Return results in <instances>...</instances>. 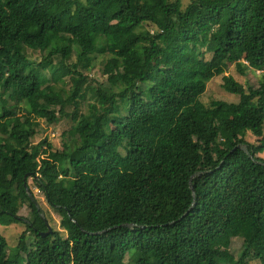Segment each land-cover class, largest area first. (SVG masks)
<instances>
[{
    "label": "trees",
    "instance_id": "trees-1",
    "mask_svg": "<svg viewBox=\"0 0 264 264\" xmlns=\"http://www.w3.org/2000/svg\"><path fill=\"white\" fill-rule=\"evenodd\" d=\"M216 76L238 102L200 101ZM0 100V219L26 227L0 264H264V0H0ZM39 118L72 140L33 144Z\"/></svg>",
    "mask_w": 264,
    "mask_h": 264
},
{
    "label": "rangeland",
    "instance_id": "rangeland-1",
    "mask_svg": "<svg viewBox=\"0 0 264 264\" xmlns=\"http://www.w3.org/2000/svg\"><path fill=\"white\" fill-rule=\"evenodd\" d=\"M183 6H187L192 0H181ZM34 58L40 59V53L38 51H31ZM77 54H73V60L76 59ZM108 58V55H100L97 61L95 62V66L90 72V75L92 79L103 82L104 75H103V68L106 63V60ZM225 70L227 74H232L234 77L240 81L241 83L248 85L250 83L254 84L256 83L259 78H261V72L254 71L250 72L247 75L240 74L234 64H228L225 65ZM223 78L222 76H216L212 81L208 83V88L206 93L200 97V101L203 103H208L209 101L215 100V99H221L228 102H238L239 97L236 95H233L227 91L224 90L222 87ZM60 84L64 86L65 88L69 89L71 87V81L69 78L64 79L60 81ZM2 93H5L4 90L1 91ZM6 100L8 102L9 107H11L12 110H16V102L22 99L21 96V89H16L10 92L9 94L5 95ZM92 102H95L94 96L92 94H88V97L86 101L82 105V111L86 112L88 108V104ZM3 101L0 100V113L3 108ZM24 106L23 104L21 105ZM38 121L41 124L39 135H37L33 139V144L37 145L39 142L47 138V141L52 143V145L55 146L56 149L62 150L65 143L72 140V135L70 134L71 130L76 129V125L72 122H69L68 120H63L62 122H59L55 125H48L43 119L39 118ZM247 140L256 143L257 139L254 137L250 132L247 134ZM75 157L78 156L76 153L74 155ZM30 184L32 185V191L34 192V197L37 200L38 204H40V207L43 208L48 216V220L51 223V226L55 229H60V216L59 213L54 210L47 202L44 194L36 188L35 184L30 181ZM30 212L29 207H25L23 210H21L20 214L21 216H28ZM48 221V222H49ZM26 229L25 225L18 222L17 220L13 219L10 216H5L0 219V233H2L9 241L10 248H15L14 246L18 243V238L20 237L21 233ZM64 234H67L66 232H63ZM244 245L243 240L240 238H235L231 242L230 250L232 253L239 257L243 251ZM250 264H261L260 261L251 260Z\"/></svg>",
    "mask_w": 264,
    "mask_h": 264
},
{
    "label": "water",
    "instance_id": "water-1",
    "mask_svg": "<svg viewBox=\"0 0 264 264\" xmlns=\"http://www.w3.org/2000/svg\"><path fill=\"white\" fill-rule=\"evenodd\" d=\"M192 189L194 190V188H193V186H192ZM28 192H29V195L34 199V201L38 204V202H37V200L35 199V197H34V194H33V192L31 191V189L28 187ZM38 207H40V205L38 204ZM45 218V217H44ZM47 222V225H48V231L47 232H45L43 235H47V234H49L51 231H53L52 230V227L50 226V224L48 223V221H46Z\"/></svg>",
    "mask_w": 264,
    "mask_h": 264
}]
</instances>
